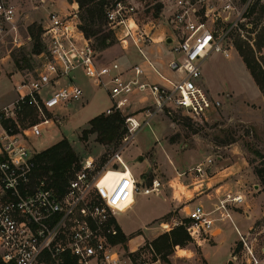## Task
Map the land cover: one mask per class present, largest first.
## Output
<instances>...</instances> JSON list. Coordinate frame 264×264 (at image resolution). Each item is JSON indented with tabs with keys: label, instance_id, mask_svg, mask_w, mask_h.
I'll list each match as a JSON object with an SVG mask.
<instances>
[{
	"label": "built area",
	"instance_id": "2783aa9c",
	"mask_svg": "<svg viewBox=\"0 0 264 264\" xmlns=\"http://www.w3.org/2000/svg\"><path fill=\"white\" fill-rule=\"evenodd\" d=\"M256 1L173 0L165 19L171 36L165 40L174 43L178 57L168 62L170 75L145 53L144 47L155 40L139 26L135 7L126 6L124 1L108 6L109 27L124 49L133 45L138 50L158 81L150 80L140 64L125 66L120 59L101 61L94 41L81 28L79 11L48 12L40 24L44 46L37 53L42 60L40 67L35 75L22 76L14 85V101L0 108L1 264L127 262L119 246L122 242H113L121 233L116 217L131 208L137 194L150 195L161 189L160 178L141 184L127 168L115 181L104 182L109 169L118 170L114 164L123 160L118 150L100 164L91 155L81 158L65 191L59 193L45 178L36 175L35 157L42 150L33 144V139L42 137L47 127L57 126L63 118L62 108L83 101L84 88L75 81L78 71L95 86L107 90L112 104L104 112L106 115H125L124 143L131 142L145 124L150 126L156 115L180 113L194 121L208 120L222 109L223 102L207 86L205 63L213 55L230 58L237 50V38L249 40L248 34L254 33L250 32L253 22L249 9ZM22 19L20 8L12 0H0V47L9 45L11 52L31 43L32 35L22 30ZM136 101L149 103L125 113L124 109ZM213 163L214 159L208 157L205 163L198 164L196 177L205 176ZM189 202L185 211L188 221L176 224L185 226L192 242L201 246L214 240L213 213L218 212L220 218L233 223L250 264H264V248L263 256H258L248 239L254 227L241 232L230 213L245 202L243 194L227 193L212 210L192 199ZM155 263L162 264L161 259L158 257Z\"/></svg>",
	"mask_w": 264,
	"mask_h": 264
},
{
	"label": "rangeland",
	"instance_id": "374dc122",
	"mask_svg": "<svg viewBox=\"0 0 264 264\" xmlns=\"http://www.w3.org/2000/svg\"><path fill=\"white\" fill-rule=\"evenodd\" d=\"M12 1L22 13L23 32L30 34L32 28L46 19L50 10L58 11L60 14L80 11L75 0H46L45 3L40 0ZM123 1L126 6L135 7V17L139 26L150 36L157 38L158 35L163 37L164 34H170L171 29L165 23V19L173 0ZM259 1L264 4V0ZM114 2L115 0H110L108 6H112ZM159 3L163 4V7L157 11L156 5ZM261 24L264 26V18ZM104 28L109 30L108 25ZM248 36L252 38V42H255L253 38L256 32ZM112 42L107 48L97 49L101 61L120 59L125 64L138 63L149 77H155L152 69L133 45L124 49L115 36L112 37ZM167 42L165 39L162 43L151 42V50L145 48V53L158 68L162 69V65L166 72H169L168 62L177 58L178 54L173 50L174 43ZM34 45L35 40L32 37L31 43L22 49L14 48L10 52L9 45L0 47L2 56L0 108L14 101L16 98L14 85L21 80L22 76L35 75L36 69L40 67L42 60L33 52ZM262 52L264 54V49ZM18 64H22L23 67H19ZM204 76L212 94L220 97L223 102L222 109L211 114L208 120L194 121L180 113L170 117L156 115L151 118V125L145 124L138 129L133 140L128 144L123 140L126 133L124 124L125 133L120 142L117 145H103L97 141L96 134H90L88 139H83L82 133L90 127V119L99 113H104L111 106L112 99L107 90L95 86L81 71H78L75 81L84 88L83 101L73 102L62 108L60 110L62 120L57 126L47 127L42 137L33 139V144L43 151L63 138H67L80 159L91 155L97 159L98 164L105 162L110 154L121 150L123 160L114 164L118 170L130 169L129 171L141 184H149L155 177L160 178L163 182L161 189L150 195L137 194L133 207L119 214L118 219L125 230L159 214L166 208L167 198L170 200L173 196L179 197L180 193H184L188 198L194 196L205 188L206 182L210 181L211 177L227 167L231 168L225 173L226 180L236 184L237 190L242 191L245 196V205L249 200L254 201V215L259 214L261 210L264 211V189L261 181L254 175V161L259 160L257 152L264 154V95L254 82L238 50L233 51L228 59L220 55L210 57L204 69ZM148 103L149 101L142 103L136 101L124 111L125 113L135 112ZM208 157H212L214 163L207 168L205 176L196 178L195 167L205 163ZM234 168L240 172L239 177L234 175L235 173H229L232 170L235 172ZM115 175L120 177L122 174ZM193 187L194 191L188 190ZM245 205L237 210L244 212ZM184 220V214L179 212L166 215L161 220L162 230H165L163 232L172 231L178 226L175 224L176 221ZM234 220L242 231L251 222L249 219L244 226L237 217H234ZM253 227L254 229L248 234V239L255 253L262 257L264 213ZM224 230L223 243L218 242L217 246L204 249L209 262L203 255L202 247L190 239L185 241V245L176 246L167 256L168 261L152 249L149 240L137 248L134 242L129 244L126 236L127 239L119 246L127 257V262L124 264H156L158 257L162 264H228L230 260L233 264H250L248 252L239 242L240 237L230 221ZM147 233L153 234V229ZM216 244L217 242H211L212 246ZM129 246L133 249L130 250Z\"/></svg>",
	"mask_w": 264,
	"mask_h": 264
},
{
	"label": "trees",
	"instance_id": "16d2710c",
	"mask_svg": "<svg viewBox=\"0 0 264 264\" xmlns=\"http://www.w3.org/2000/svg\"><path fill=\"white\" fill-rule=\"evenodd\" d=\"M79 6V19L81 28L85 35L94 41L96 48L104 49L109 47L112 42V37H116L114 31L109 27L106 8L110 0H75ZM118 1L115 0V5ZM163 4L156 5V10L160 11ZM249 16L252 17L253 28L250 32H256L253 38L255 42L242 38L236 39V48L242 56L244 63L250 71L254 82L259 90L264 95V26L261 20L264 18V4L257 0L249 9ZM137 20V19H136ZM109 27L105 30L104 26ZM31 35L35 40L34 53L43 51L41 42V26L38 25L31 29ZM27 61V59H26ZM23 67L22 64H18ZM125 117L120 112H115L110 115L100 113L90 119L89 128H86L82 133L83 139H88L90 134L97 135V141L103 145H117L123 134L125 133ZM258 161H254V173L261 181L264 189V154L257 152ZM36 159V175L39 178H45L57 192L63 193L69 183V180L74 176L79 168L80 158L75 152L67 138H63L59 142L53 144L49 148L41 151L35 157ZM185 219L184 222H187ZM126 235L121 233L113 239L114 243L124 242ZM190 239V236L183 224H179L170 232H165L154 240L150 245L159 253L166 261L168 255L176 246L185 245V241Z\"/></svg>",
	"mask_w": 264,
	"mask_h": 264
},
{
	"label": "crops",
	"instance_id": "0c3cea01",
	"mask_svg": "<svg viewBox=\"0 0 264 264\" xmlns=\"http://www.w3.org/2000/svg\"><path fill=\"white\" fill-rule=\"evenodd\" d=\"M154 34H156V33H154ZM170 36H171V32L169 35L164 34L163 37L159 36V35L157 38H154L153 36L152 37L155 40L154 42L162 43L163 39L168 40V39H170ZM150 45L151 44H148L147 46H145L144 51H145V48L151 50ZM206 63H205V66H206ZM123 64L125 66H130V65L138 64V63H129V64L123 63ZM161 68L162 69H160V68L159 69L163 73L168 74V75L171 74L170 70H169V72H166L167 70L164 69V66L161 65ZM204 69H205V67H204ZM149 78L152 81H158L159 80V78L156 75L154 78L153 77H149ZM155 137H157V135H155ZM230 168L231 167H227L226 169L219 171V173H217L216 175H214L213 177L210 178V181L206 182V184H205L206 186H204L205 187L204 189L195 193L194 196H192L190 198L186 197L184 193H180L179 197L173 196V198H170V200H168V198H167V205H166V208L164 210H162L157 215L151 216L150 219H146L144 223H141L140 225H136L134 227H131V229H129V230H125L123 228V226L121 225V223L118 219V216L120 214L119 213L116 217L117 223L119 225L120 230L128 237L129 244H130V242H134V245H136L138 243L143 244L146 240H149L151 242L156 237L163 234L164 233L163 231H165V230H162L163 223L161 222V220H163L166 215H170L172 212L182 213V215L184 214V217H185L186 216V213H185L186 208L191 205V203L189 202L190 199H193L194 203L203 204L207 210H212L214 208V205L216 203H218L219 199L224 198V196L227 193L231 192L233 194H236V193L242 194V191L237 190L238 186L236 184L226 180V178H225V177H227L226 176L227 174H225V173ZM234 169H235V172H234V170H232L229 173H232V174L235 173L234 175H237V177H239L240 172L237 170V168H234ZM123 173L124 172H122L121 170L109 169L107 176L104 178V182H108V181L111 182L112 180L115 181L119 177V175L116 176L115 174H123ZM196 178H198V177H196ZM233 179L234 178H232V180ZM199 180H201V179H199ZM234 182H236V181H234ZM188 190L194 191V187L192 189H188ZM135 202H136V200H133V202H132L133 205ZM133 205L131 206V208L133 207ZM244 205H245V203H243L239 207L232 208L230 213H231L234 224H236L234 217L235 218L237 217L238 221L242 222L244 224V226H246V221H249V219H250L251 222L249 224H247V227L244 231H242L238 227V225L236 224V226L239 228V230H241V232L247 233L251 228H253L254 224L258 220L261 219V216L263 215L264 211L261 210V212L259 214L254 215V201L253 200H249L247 202V204L245 205V207L243 209L244 212L237 210V208H242ZM213 216L216 218V221H215V226L213 229V233H214L213 239L214 240L212 242H215V243L217 242V244L212 246L211 242H210V243H204L201 245L202 250H203V255L205 256L207 261H208V258L205 255L206 253L204 252V249H206V248L211 249V248L217 246L218 242L223 243V241H224L223 236H224V231H225L224 229H225L226 225L229 224V221H230L229 219L220 218V214L218 212L213 213ZM176 222H175V224H176ZM232 225H233V223H232ZM151 229H153V234H148L147 231L149 232ZM138 232H141V233H138Z\"/></svg>",
	"mask_w": 264,
	"mask_h": 264
},
{
	"label": "water",
	"instance_id": "95a60500",
	"mask_svg": "<svg viewBox=\"0 0 264 264\" xmlns=\"http://www.w3.org/2000/svg\"><path fill=\"white\" fill-rule=\"evenodd\" d=\"M228 264H233V261H232V260H230Z\"/></svg>",
	"mask_w": 264,
	"mask_h": 264
}]
</instances>
